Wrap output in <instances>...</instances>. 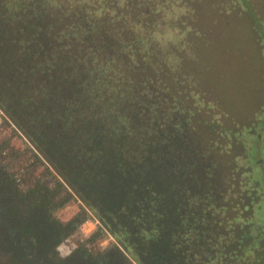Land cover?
<instances>
[{
	"label": "trees",
	"instance_id": "obj_1",
	"mask_svg": "<svg viewBox=\"0 0 264 264\" xmlns=\"http://www.w3.org/2000/svg\"><path fill=\"white\" fill-rule=\"evenodd\" d=\"M130 1L0 0V112L59 179L23 188L0 155V264H247L264 237L259 193L245 234H225L216 180L201 178L197 144L175 141L182 119L129 32ZM75 198L82 208L61 221ZM90 214L116 243L101 258L59 259Z\"/></svg>",
	"mask_w": 264,
	"mask_h": 264
},
{
	"label": "rangeland",
	"instance_id": "obj_2",
	"mask_svg": "<svg viewBox=\"0 0 264 264\" xmlns=\"http://www.w3.org/2000/svg\"><path fill=\"white\" fill-rule=\"evenodd\" d=\"M249 2L132 0L127 13L133 25L128 31L142 34L138 50L157 89L165 91L159 96L167 103L170 98L172 117L182 119L185 133L174 129V139L181 148L189 139L197 144L200 176L205 185L216 180L220 206L233 223L225 234L236 237L255 219L256 193L264 204V171L257 166L264 169V0ZM142 21L148 22L147 30L135 27ZM166 102L161 105L168 107ZM0 150L3 164L23 188L54 186L59 180L1 112ZM80 208L79 200L70 199L56 216L66 222ZM94 218L90 214L86 221ZM82 225L59 244V259L78 249L101 258L116 243L101 224ZM253 244L247 264H264V237Z\"/></svg>",
	"mask_w": 264,
	"mask_h": 264
},
{
	"label": "water",
	"instance_id": "obj_3",
	"mask_svg": "<svg viewBox=\"0 0 264 264\" xmlns=\"http://www.w3.org/2000/svg\"><path fill=\"white\" fill-rule=\"evenodd\" d=\"M0 222L1 223H5V220H4V217H2V214H1V211H0ZM12 233V239L14 240L15 244L19 245L22 243L21 241V236L19 234V232H13V231H10ZM23 247L26 251V253H30V250H29V247L27 244H23Z\"/></svg>",
	"mask_w": 264,
	"mask_h": 264
},
{
	"label": "built area",
	"instance_id": "obj_4",
	"mask_svg": "<svg viewBox=\"0 0 264 264\" xmlns=\"http://www.w3.org/2000/svg\"><path fill=\"white\" fill-rule=\"evenodd\" d=\"M95 219V218H94ZM85 225H89L90 227H92V228H96V225H100V222L98 221V220H88V221H86L85 222V224L84 225H82L83 227L85 226ZM101 226V225H100Z\"/></svg>",
	"mask_w": 264,
	"mask_h": 264
}]
</instances>
